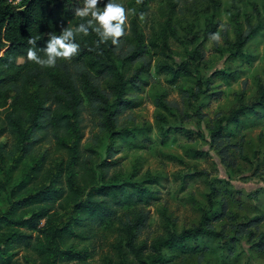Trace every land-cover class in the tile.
I'll list each match as a JSON object with an SVG mask.
<instances>
[{
	"label": "rangeland",
	"instance_id": "1",
	"mask_svg": "<svg viewBox=\"0 0 264 264\" xmlns=\"http://www.w3.org/2000/svg\"><path fill=\"white\" fill-rule=\"evenodd\" d=\"M107 2L101 0L99 6ZM117 2L135 9V14L128 13L127 35L113 58L119 66L128 55L122 66L125 77L142 64L148 65L137 73V87L127 85L122 98L127 105L113 104L117 113L113 127L103 128L101 117L87 111L83 114L81 149L93 175L86 191L114 187L107 191L106 201L115 215L133 217L142 212L144 225L135 243L145 245L143 264L158 254L156 264H264V249L254 245L256 236L264 232V220L258 227L235 234L236 223L264 217V107L254 105L264 88V0ZM66 3H73L74 11L83 7V0ZM216 33L218 41L212 39ZM244 37L242 54L233 55L237 41ZM134 50L141 58L130 57ZM185 61L191 74L177 80L158 71L163 63L176 67ZM10 109V101L0 102V124ZM215 129L221 132L218 145L211 141ZM11 137L5 133L0 142L11 145ZM110 145L114 154L108 157ZM46 148L51 152L49 167L61 153L44 142L35 154ZM221 148L227 153L224 160L219 155ZM29 165L26 160L22 166ZM19 178L20 171H16L9 184ZM7 194V186L0 189V211L7 205ZM223 206L225 217L211 223L228 236L235 234L236 243L191 234L183 245L195 252L184 250L182 244L152 250L154 243L171 232L195 227L203 212L212 217ZM99 222L89 225L84 221L75 229L82 236L73 235L63 245L64 250L86 252L84 261L60 258L57 264L141 263L126 253V238L119 236L115 219ZM4 231L1 228L0 234ZM248 231L254 232V239ZM87 232L91 238L84 240ZM10 245L8 250L14 251L17 262L25 254L34 256L23 244Z\"/></svg>",
	"mask_w": 264,
	"mask_h": 264
},
{
	"label": "trees",
	"instance_id": "2",
	"mask_svg": "<svg viewBox=\"0 0 264 264\" xmlns=\"http://www.w3.org/2000/svg\"><path fill=\"white\" fill-rule=\"evenodd\" d=\"M66 1L0 0V102L10 101L11 106L0 124V136L9 133L14 137L11 145L0 142V189L8 187L7 205L0 211V229L7 230L0 234V264H57L60 258L84 261L86 252L73 248L64 250L63 245L73 235L82 236L75 229L84 221L89 225L100 224L101 218H112L118 222L119 236L126 238L129 251L126 253L133 254L143 264L141 251L145 245L137 246L135 239L145 217L142 212L135 213L133 217L124 213L115 215V210L106 201L107 191L111 192L114 187H91L86 191L92 185L93 175L84 160L81 141L84 112L101 117L103 128L113 127L117 116L112 109L113 104L127 105L122 100L126 87L128 84L137 87V73L148 63L125 77L122 66L128 55L123 57L119 66L113 58L123 37L118 47L109 40L95 49L94 42L99 38L94 32L88 36H77L79 54L71 60H58L54 68H42L28 61L29 38L36 37V48L43 49L50 33L59 36L63 28L86 22L75 15L74 4L69 5ZM239 40L233 52L236 56L242 54L240 47L245 44L246 37ZM136 50L130 57L138 55L141 58ZM39 55L44 57L43 52ZM158 71L170 75L171 81L191 74L186 61L176 67L163 63ZM262 93L254 105L264 107V88ZM220 138V130L215 129L211 134L212 143L218 145ZM44 142L61 153L60 159L49 163V167L47 162L51 160V152L48 148L35 154L37 146ZM108 150V157L113 156L111 145ZM219 155L224 160L227 153L221 148ZM26 160L30 165L22 166ZM16 171H20V178L9 184ZM225 215V206L212 217L203 212L195 227L179 234L171 232L154 243L152 250L158 252L161 246L182 244L184 250L195 252L196 249L183 245L191 234L207 235L232 245L238 241L235 234L245 233L250 226L258 227L264 220L260 216L245 223H236L235 234L228 236L222 228L217 230L211 223ZM248 236L252 240L256 235L248 231ZM256 237L254 245L263 250L264 232ZM90 238L89 232L83 236L84 240ZM121 241H118L119 246ZM11 243L14 246L25 245L34 256L25 254L17 262L14 251L8 250ZM160 256L150 258L149 264H156Z\"/></svg>",
	"mask_w": 264,
	"mask_h": 264
},
{
	"label": "clouds",
	"instance_id": "3",
	"mask_svg": "<svg viewBox=\"0 0 264 264\" xmlns=\"http://www.w3.org/2000/svg\"><path fill=\"white\" fill-rule=\"evenodd\" d=\"M136 2L140 4L142 0H136ZM100 3L101 0H83V7L77 8L75 15L86 22L79 23L75 27L63 28L59 36L50 33L46 47L43 49L36 48V37L29 38L28 44L31 47L27 50V60L42 68H54L58 60H71L79 54L80 44L76 42L77 36L81 34L88 36L93 32L99 38L94 42L95 49H99L109 40L113 46L118 47L121 38L127 35L128 13L135 14V9H127L117 0H108L103 7L99 6ZM212 39L218 41L219 33L213 34ZM39 52H43L46 58L41 57Z\"/></svg>",
	"mask_w": 264,
	"mask_h": 264
}]
</instances>
